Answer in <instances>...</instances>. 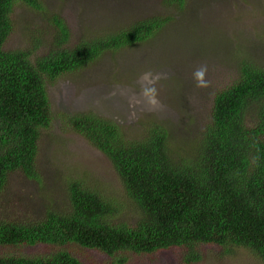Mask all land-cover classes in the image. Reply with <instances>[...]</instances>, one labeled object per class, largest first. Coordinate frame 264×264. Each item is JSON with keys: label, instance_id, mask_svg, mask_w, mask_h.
Here are the masks:
<instances>
[{"label": "trees", "instance_id": "1", "mask_svg": "<svg viewBox=\"0 0 264 264\" xmlns=\"http://www.w3.org/2000/svg\"><path fill=\"white\" fill-rule=\"evenodd\" d=\"M161 1L175 8L183 3ZM16 5L41 8L40 0H0V193L13 173L39 179L40 131L51 117L46 82L94 63L105 52L146 41L168 21L136 20L65 47L69 29L52 16L53 41L33 56L31 50L2 49ZM239 68L236 78L213 94L209 121L191 156L179 150L183 156L175 158L170 135L159 124L128 140L118 125L96 114L66 116L67 128L108 159L136 216L132 223L113 221L121 214L114 200L80 180L70 181L63 208L47 205L40 216L28 219L0 215V247L46 248L44 253L0 252V264H81L70 247L102 252L111 257L110 264H122L123 253L178 249L189 264L199 261L202 245L221 247L219 255L243 248L264 264V67L242 62Z\"/></svg>", "mask_w": 264, "mask_h": 264}, {"label": "rangeland", "instance_id": "2", "mask_svg": "<svg viewBox=\"0 0 264 264\" xmlns=\"http://www.w3.org/2000/svg\"><path fill=\"white\" fill-rule=\"evenodd\" d=\"M41 8H13L12 30L3 50H31L38 56L55 35L52 16L69 29L65 47L82 39L105 36L136 20L167 17L150 39L105 52L97 61L46 82L50 122L40 131L35 166L38 181L17 174L8 177L0 193V215L35 218L47 205L67 204L66 186L82 181L86 187L116 202L118 219L132 223L137 209L124 193L108 159L83 137L67 128L65 117L92 113L119 126L128 140H138L153 124L169 133L168 145L175 158L194 155L199 136L209 121L213 94L231 83L242 62L264 67V0H183L180 8L161 0H40ZM39 41L47 42L36 50ZM241 61V63H240ZM240 63V64H239ZM206 64L207 88H197L193 72ZM165 75L156 84L162 107L148 111L144 104H130L140 89L145 71ZM252 122L246 116V123ZM180 160V159H177ZM81 264H110L111 257L94 249L70 247ZM41 245L0 247L3 253H44ZM202 245L200 259L189 264H263L250 251ZM122 264H184L180 250L152 254L123 253Z\"/></svg>", "mask_w": 264, "mask_h": 264}, {"label": "clouds", "instance_id": "3", "mask_svg": "<svg viewBox=\"0 0 264 264\" xmlns=\"http://www.w3.org/2000/svg\"><path fill=\"white\" fill-rule=\"evenodd\" d=\"M208 67L206 64L200 65L192 74V78L195 81L197 88L209 87V81L206 79ZM165 78L164 74L153 73L152 71L143 72L138 78L140 89L138 97L134 96L130 98V104L135 105L143 103L148 111H155L162 107V103L159 100V93L156 84L160 79Z\"/></svg>", "mask_w": 264, "mask_h": 264}]
</instances>
